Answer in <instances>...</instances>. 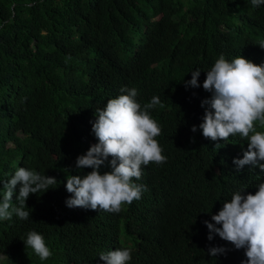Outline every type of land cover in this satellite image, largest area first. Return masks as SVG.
Masks as SVG:
<instances>
[{"label":"trees","instance_id":"1","mask_svg":"<svg viewBox=\"0 0 264 264\" xmlns=\"http://www.w3.org/2000/svg\"><path fill=\"white\" fill-rule=\"evenodd\" d=\"M260 44L264 5L251 0H0V188L18 164L57 180L30 195L28 220H0V264H105L100 254L117 248L131 249L129 264H242L244 249L209 241L204 221L234 192L254 195L264 171L236 170L247 139L212 141L199 125L206 72L221 55L264 65ZM195 69L200 87L186 88ZM124 87L142 108L160 98L149 112L166 161L142 166L133 182L146 190L119 213L68 208L67 176L92 171L75 164L98 143L96 109ZM30 231L44 237L47 260L26 251ZM211 247L227 252L212 257Z\"/></svg>","mask_w":264,"mask_h":264},{"label":"clouds","instance_id":"2","mask_svg":"<svg viewBox=\"0 0 264 264\" xmlns=\"http://www.w3.org/2000/svg\"><path fill=\"white\" fill-rule=\"evenodd\" d=\"M251 4L259 7L264 5V0H251ZM260 47L264 48V44ZM206 73L203 89L210 92L211 97L201 104V107L206 106L203 122L199 125L204 138L226 142L230 136L239 135L247 139L248 148L243 158L233 161L236 170L251 165L264 171V163H261L264 161V132L255 130L256 121L264 126V65H257L243 56L229 62L221 55ZM191 74V80L183 81L186 88L200 87L201 71L195 69ZM120 91L126 94L109 99L106 106L96 109L92 131L98 143L78 156L75 164L77 170L90 168L92 171L67 176L66 190L71 194L65 201L68 208L119 213L123 205L139 200L146 190V186L133 182L134 178L141 179L142 166L166 161L155 139L161 129L149 112L160 105V98L154 96L142 108L136 100L137 89L124 87ZM191 130L196 132L197 127ZM220 145L218 143L216 148ZM109 157L112 158L111 171L101 174L100 168ZM5 174L11 178L2 180L0 220H28L31 214L25 209L30 195L45 193L57 184L55 177L40 175L21 164ZM257 188L254 195L246 189L234 192L218 214L211 216L214 223L204 221L209 229V241L218 235L235 249H244L246 260L242 264H264V182ZM36 198L33 196L32 200ZM13 215L18 218L13 219ZM23 241L26 251L31 249L41 261L52 255L44 237L36 231H30ZM226 252L223 247L209 249L212 257ZM99 258L105 264H129L131 249L117 248L101 253Z\"/></svg>","mask_w":264,"mask_h":264},{"label":"rangeland","instance_id":"3","mask_svg":"<svg viewBox=\"0 0 264 264\" xmlns=\"http://www.w3.org/2000/svg\"><path fill=\"white\" fill-rule=\"evenodd\" d=\"M92 138H93V135L92 134H87L85 136V140H92Z\"/></svg>","mask_w":264,"mask_h":264}]
</instances>
